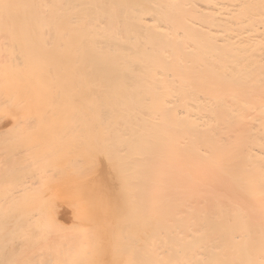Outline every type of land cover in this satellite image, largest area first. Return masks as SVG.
Returning <instances> with one entry per match:
<instances>
[{
  "label": "bare ground",
  "instance_id": "bare-ground-1",
  "mask_svg": "<svg viewBox=\"0 0 264 264\" xmlns=\"http://www.w3.org/2000/svg\"><path fill=\"white\" fill-rule=\"evenodd\" d=\"M69 74L77 82L71 83ZM55 83H78L88 88L87 94L93 91V99L111 101L112 108L101 107L92 120L97 122L96 136L102 120L109 137H126L127 164L136 169L130 177L144 180L131 186L133 191L140 189L133 194L145 197L136 200L145 218L144 237H128L126 248L116 251L122 255L117 262L264 264V0H0V140L17 122L21 126L36 113L22 101L39 102L48 85ZM84 98L80 101L85 105L74 103L72 108L90 109L86 102L91 98ZM23 141L0 147V159L23 152V144H28ZM35 147L29 151L34 153ZM16 165L6 169L0 163V176L15 174ZM136 167H142L145 179ZM18 182L9 186L14 196L5 203L0 192V264H11L13 244L24 243L19 227L29 221L31 211L26 210L27 216L24 207L34 200L27 193L29 187L33 192L39 189L30 182L19 188ZM82 185L79 182V188ZM42 190L36 193L43 195ZM21 192L25 197L16 196ZM18 196L33 200L14 199ZM35 227L28 229L35 232ZM45 236V243L56 241ZM43 239L39 236L37 242ZM137 247L141 250L135 254ZM22 250L30 254L27 261L32 250ZM49 251L39 255L50 257ZM20 254L17 259L26 262ZM47 262L52 264L51 259Z\"/></svg>",
  "mask_w": 264,
  "mask_h": 264
},
{
  "label": "rangeland",
  "instance_id": "rangeland-1",
  "mask_svg": "<svg viewBox=\"0 0 264 264\" xmlns=\"http://www.w3.org/2000/svg\"><path fill=\"white\" fill-rule=\"evenodd\" d=\"M72 52H70V53L72 54ZM72 77H73V74H69V81L71 83L77 82L76 80L74 81V79H72ZM75 84H78V83H75ZM53 85H54V88H53ZM74 85L72 84L71 86H67V85H64L61 83L60 84L59 83L49 84L48 85L49 91L44 92V94H43V96H41L39 102H37V101L30 102L28 99H26L25 101H22L23 105L29 104L28 106L32 107V109H30L32 111V113L36 112L37 114L33 113L32 118H30V120H28V122L26 121L28 118L26 120H23L24 123H22L21 126H20L21 122H17L15 127L13 126L12 129L10 128V132L7 131V129H6V132H9V133L4 134V136H5L4 140H0V147L7 145V149L10 145H15L17 142H20V144H22V141L24 139H26V140L23 141V143L28 142V144H26V146H25V144H23L24 145L23 148L25 149V147H26L28 149V150L26 149V151H28V152H24L25 150H23V148H21L22 149L21 151H23V152L19 151L14 156L12 154H10V156H8L7 158H5L6 155H2V157L0 159V163L2 164V166H6L5 167L6 169L10 168L11 166L13 167L15 164H18L19 165L18 169L20 170V171L18 170L19 172L17 171L18 173L16 172L15 174H6L4 177L0 176L1 177V179H0V192L3 193V195L5 197V198H2L3 195L0 194V199L2 198L4 203H5V199L6 200L12 199V196H14V195H12V192H10L9 186L12 185V183H14L15 179H16V181L22 182V183L18 182V186L20 184L22 185L23 182H25L26 184L30 182V186L33 185V187L39 188L40 191L43 188L44 189V190H42L43 193L46 191L43 195H41V192H40V194L38 193L39 194L38 195L36 193V191H38L39 189L36 190L34 188L36 190V191H34L35 192L34 193L32 191L33 188H30L28 186L29 191H28V193L26 192L28 194V195L27 194L26 195L31 197V198L32 197L34 198V200H33V199L28 197L29 200H31V201L33 200V203L31 201L29 202V203H32L30 205H31V207H33V210L31 207H26V206L24 207L23 206L24 208H26L25 209L26 213L24 211H23V213L27 214V216L31 213V217H33V218L39 217V218L31 219L32 220L31 221L30 215H29V218L26 217L27 220H29V221H27V223L24 224L23 226L19 227L20 237H22V239L24 237V241H22L24 243H21V241L14 243L13 244L14 250L11 251V254H13V256L17 259V256L20 253H24V257L22 254V257H20V258H23L26 261V256L27 255L29 256L30 254H27V255L25 254L27 252L26 251L27 249L25 250V248L30 247V250H32L31 251L32 253L31 252H29V253H31L32 256L28 257L27 261H31L29 259L30 258L32 259L34 257V255L36 256V253L38 255L40 254V252H42L44 254L45 252L50 250V251H53L51 254L52 258L55 257L52 259L51 256L50 257L48 256L49 259H51L52 264H55L54 260H55L56 264H58L57 261L59 262V264H96V263L102 264V263H104V261H105V264H109V263L110 264H116V263L121 264L120 262H122L123 260L120 262L119 261L117 262L116 257H120L122 255L120 253L117 256L116 251L118 250V253H119L123 249L126 248V247L123 248L124 241L128 240L130 237L134 238V236L137 237L138 239L144 237L143 235L145 233L146 224L145 223L143 224L141 222L142 221L144 222L145 218H142L143 217L142 212L140 210H138V206H140V205L137 204L138 202L136 203V200H138V199L144 200L145 197L140 198L138 194H137L138 197L135 194H133V192L138 193L140 191V189H136L138 192L135 190L133 191V188L135 187V185L137 183L136 181L138 179H140V182H143L144 180L142 181L141 178H138L135 180V178L133 176L130 177L131 176L130 174L135 173L136 169L134 168L135 170L132 171L129 168V161L127 164V157L129 156V149L127 148V145H125V143L127 142V141L125 142L126 137H123V136H121V137H112V136L109 137L107 135V132L105 131L106 126L105 125L103 126V124H102V123H104L102 120L100 122L101 126H99V128H98L99 129L98 130L99 137L96 136V132L94 130L95 126H93V125H96L97 122L95 124V122L93 123L92 120H95L96 118H98L100 113H98V115H97V111L98 112L101 111L103 106H108V107L112 108L111 107L112 106L111 101L105 99L104 96H106V95H104V96H102V98L105 99L104 100L105 103L103 104L104 101L101 102V99H98L96 97H94V99H93L92 95H94V94H93L92 90L89 89V91H87V92L92 91L91 92L92 95L87 94L86 90L88 88H86L85 86H78V85L74 86ZM57 87L59 89L60 88H62V89H60V90L58 89L56 91ZM84 87H85V89H84ZM77 88H78V90H77ZM106 89H108V87H106ZM79 90H81V91H79ZM77 91H79L78 92L79 94H76ZM80 92H83L82 95L84 94L86 97H87V95H90L91 99L90 98H84V96L80 95L81 94ZM58 93H59V95H58ZM60 93H61V96H60ZM105 94H106V91H105ZM73 96L77 98V101L75 100L76 102L73 101V99H74ZM95 96H96V94H95ZM82 97L84 98V101H87V99H90L89 102H86V106H90V109H89V107H85L86 109L84 107H80V106H83V104L85 105V103L81 102V101H83V100H81ZM71 98H72V100H71ZM78 99H79V101H78ZM92 99L93 100L97 99V100L93 101ZM65 100L68 102H66ZM96 101H97V104L101 103V105L102 104L103 105L102 106L100 104L97 105L95 103ZM21 103L19 105H21ZM74 103H75V105L79 104L80 106H78V107L80 109H76L77 106H75V105H74V108L75 107L76 108L73 109L72 107H73ZM87 103H90V104H87ZM95 106L97 109L95 108ZM82 108L85 109L84 110V112L86 111L85 113L83 112ZM94 108L96 109V116L93 113ZM100 108H101V110H100ZM72 109L75 110L73 114H71L73 112ZM38 110L40 111V113L37 112ZM87 110H90L92 113L90 111H87ZM77 112H78L80 117L77 115ZM119 112H120V110H119ZM86 113H90V114L85 115ZM115 113H117L116 110H115ZM38 114H39V116H38ZM37 116H38V118L35 119L36 120V122H35L34 118ZM77 116L79 117L80 122L77 120L78 119ZM86 116L89 118L82 121V118L83 117L86 118ZM90 117H91V119H90ZM78 122L80 124H78ZM26 123H29V124L24 125ZM7 124H8V122H7ZM11 130L13 131V133ZM3 133H5V132H3ZM34 133H36V134L39 133L38 134L40 136L39 140H36V138L38 139L39 136L34 134ZM26 137H28V139ZM29 139H34L35 143H37V145H35L34 140L32 141V143H30ZM97 140H98V143H97ZM36 141H38L39 143ZM30 144L32 146H30ZM33 144H34V146H33ZM38 144H39V146H38ZM35 146L40 147L39 149L42 148L40 150V154L38 153L39 149ZM29 147L31 148V150H34L33 147H35V151H33L34 153H32V151H29L30 150ZM66 151H67V153H65ZM30 152L32 153V156L37 153L36 156H33V158L36 157V159L34 158L35 160H33L32 156H31V158L29 157L31 155ZM37 156H39V157H37ZM95 158H97L98 160ZM125 161H126V163H125ZM18 165H16V166H18ZM136 168H137V171H139V172H141V174H143V171L141 169L142 167H136ZM79 172H81V173L79 174ZM146 172L147 171H145V173ZM29 173L32 175L31 177L28 175ZM21 174H23V176ZM137 174H140V173H137ZM11 176H12V178L13 177L15 178V179L13 178L14 181H12V182L10 180V179H12ZM27 176H29L30 179L29 178L26 179ZM142 176L141 177L144 178L145 175L143 174ZM74 177L77 178L78 180L74 181L73 180ZM85 177H87V178H85ZM135 177H137V176H135ZM84 178H85V181H84ZM93 179H95L94 182H93ZM131 179L133 180V183H130V182H132ZM7 181H9V182L7 183ZM47 182H49V183H47ZM79 182L81 184H83L82 186H80V188H79ZM86 182H89V183L86 184ZM84 184L85 185L91 184V185L89 187L85 186L83 188ZM143 184L144 183H141V185H143ZM18 186H16V187L18 188ZM20 186H19V188H21ZM24 186L25 185H23V187H22L23 189L26 187V186L25 187ZM131 186H133V188ZM85 188L87 190H89V192H87V190L85 191ZM90 189H91V191H90ZM11 190H15V188L13 187ZM20 190H22V189H20ZM25 190H28V189L25 188L24 191ZM22 192L17 193V194L13 193V194H16V196L18 194L24 195V197H25V194ZM102 193H104L103 194L104 196L102 195ZM79 194H81V195H79ZM107 195L109 197H107ZM133 195L136 196L137 198L134 197ZM6 196H7V198H6ZM27 196H26V198H27ZM35 196L37 197L36 198L37 200L35 199ZM47 196H49V197L47 198ZM101 196H103V197H101ZM140 196H141V194H140ZM20 197L21 196H18V198H14V199L22 200V202H26V200L28 199V198L27 199H21L23 197H21V198ZM43 197H45V199H43ZM84 198H86V199H84ZM104 198H105V201H108V204H105V203H107L105 201H104L105 203L103 202ZM84 200H85V202H84ZM34 201H35V203H34ZM89 204H90V206H89ZM104 204H105V207L103 208ZM21 205H23V203H21ZM80 205H82L83 207ZM85 206L90 207V208H87V207L85 208ZM34 207L36 208V210ZM78 208L80 209L79 212L77 211ZM105 208H107V209L105 210ZM27 209L29 211H31V212H28L29 214L27 213V211H28ZM41 212H43V213H41ZM89 213H91L89 215L90 219L84 220V218H87L86 215ZM92 213H94L96 215H93ZM72 214H73V216H75V214H76V216H75L76 219H75V217L72 216ZM82 216H86V217H82ZM77 218H79V219H77ZM55 219H58L59 221H61V223H59ZM39 220H40V222H39ZM50 220L51 221L53 220L52 223L54 225H56V227H53L52 223H50V224H52V226L47 223V222H51ZM34 221L37 222V224L40 228H38L37 224ZM32 222H33V224H32ZM133 223H138V224L133 225ZM30 224H31V227L29 226ZM34 225H36V227H37V229H35V232L36 231L40 232V233L38 232L37 235L31 234V233L35 234L34 230L30 231V229H32V227L33 228L35 227ZM42 225H45V226H42ZM57 225H59V226H57ZM28 228H30V229H28ZM38 229H41V231ZM21 233L24 234L25 236L22 235ZM42 233L43 234L45 233V234L43 235ZM46 234L48 236H50L48 238H50L52 240H54V238L56 237L55 238L56 241H51L49 239H48V241L53 242V244H56L57 246L53 245L51 242H48V241L47 242L50 243L49 246L47 245L48 244L47 242H46L47 244L45 243V241L47 240L46 239L47 236H45ZM39 236H40V238L45 239V240L43 239L42 243H41V241H42L41 239H39V240H41L40 242H37V239ZM26 237H28L33 242L32 243L27 242L26 239L28 240V238H26ZM102 237H105V238H102ZM30 240H28V241H30ZM104 240L107 242L105 243ZM129 240L131 241V239H129ZM100 241H101V243H100ZM34 243L36 244L37 249L35 247H33V245L31 246V244H34ZM40 243H41V245H38ZM18 244L20 245L19 246L20 248H17ZM43 245H46L45 249H43L44 248V247H42ZM135 245L138 246L136 243H135ZM22 246H23V250H25V251L22 250V248H21ZM51 246L54 247V249H52ZM74 246H75V248L73 249ZM78 246H82L85 249L83 248V250H80V247H79V250H78V249H76V247L78 248ZM49 247H51V248L48 249ZM55 247L56 248L57 247H59V248L63 247V249L57 248L58 253L57 252L54 253V250L56 251ZM104 247L105 248L107 247V249H105ZM130 247L132 249L133 246H131V244H130ZM139 247H141V246H139ZM139 247L136 248L137 250L135 248H133V249H135V251L133 250L135 252V254H136V251L141 250ZM16 248H17V250H16ZM40 248H42V249H40ZM19 249L22 250L23 252H21ZM102 250L104 252H106V254ZM128 250L130 251V248H128ZM17 251L18 252L20 251L19 254L17 253ZM34 251H36V252H34ZM50 251H49V254L51 253ZM61 251H62V254H61ZM77 251H79V252H77ZM123 252L126 254V250ZM134 252H133V254H134ZM87 253H89L90 255ZM43 254L39 255V256H41L40 258L38 255L36 257H34L33 258L34 262H31V264L36 263V262H37V264H39V262H41V263L45 262L46 264L48 262L50 263V261L47 262V260H49L48 257L47 256L43 257L44 256ZM56 254L59 256L61 255V258L60 257L56 258L57 257ZM105 255H106V257H105ZM124 255H123V257H124ZM19 256H21V254ZM42 257L47 258V259H42ZM15 258L10 261L11 264H14V262L16 261ZM35 258L37 259L36 261H35ZM17 260H20V263L17 262V264H23V263L27 264L28 263L27 261L26 262L21 261V259H19V258ZM43 260H45V261H43ZM15 264H16V262H15Z\"/></svg>",
  "mask_w": 264,
  "mask_h": 264
}]
</instances>
